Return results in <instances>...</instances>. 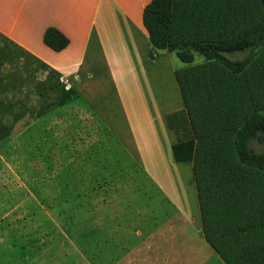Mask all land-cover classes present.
<instances>
[{
    "label": "crops",
    "instance_id": "1",
    "mask_svg": "<svg viewBox=\"0 0 264 264\" xmlns=\"http://www.w3.org/2000/svg\"><path fill=\"white\" fill-rule=\"evenodd\" d=\"M150 1L0 0V115L35 114L56 99L90 129L84 141L106 148L90 156L106 185L90 188L88 230L68 241L83 264H264V201L243 203L246 213L218 204V228L201 230L193 142L173 125L201 71L197 54L186 64L152 49L142 19ZM209 2L180 0L195 14H210ZM48 28L67 46L48 47ZM111 144L123 154L110 156Z\"/></svg>",
    "mask_w": 264,
    "mask_h": 264
},
{
    "label": "rangeland",
    "instance_id": "2",
    "mask_svg": "<svg viewBox=\"0 0 264 264\" xmlns=\"http://www.w3.org/2000/svg\"><path fill=\"white\" fill-rule=\"evenodd\" d=\"M209 1L211 27L214 22V27L220 24L221 34L242 35L255 23L250 15L261 11L259 0ZM240 40L238 48L223 54L232 60L251 56L247 69L233 74L197 55L195 70L201 73L188 86L194 94L193 103L191 97L185 103L201 230L207 237L212 228H218L211 220L218 204L227 208L234 204L235 213H246L243 203L264 201V182L258 174L242 172L237 176L236 170L225 165L231 156L233 124L238 116L251 110L264 114L263 37L247 34ZM34 100L30 102H38ZM54 100V107L39 108L35 114L0 115V264H83L75 258L68 241L74 233L88 230L90 188L96 191L97 185H106L105 179L94 178L100 168L90 156L96 159L106 148L84 141L90 138V129L77 124ZM89 120L87 116L86 122ZM111 145L110 156L123 154V148ZM249 146L264 160V128L256 132ZM75 218L81 220L80 226H75L79 223Z\"/></svg>",
    "mask_w": 264,
    "mask_h": 264
},
{
    "label": "trees",
    "instance_id": "3",
    "mask_svg": "<svg viewBox=\"0 0 264 264\" xmlns=\"http://www.w3.org/2000/svg\"><path fill=\"white\" fill-rule=\"evenodd\" d=\"M196 7L203 9L202 2H196ZM206 3V2H205ZM260 14H251L255 23L241 35L239 32L220 33V24L211 27V14H195L187 5L182 8L180 0H151L143 10V25L148 33L149 42L154 50H168L175 53L183 63L194 62L195 55L202 56L207 61H215L233 74L243 73L252 62V57L240 60H232L224 56L223 52L233 51L247 34L262 35L264 47V0H259ZM210 5V2H209ZM191 10V11H190ZM190 11L192 14H187ZM181 13V14H178ZM183 13V14H182ZM219 17V12L217 13ZM173 17V44L170 42V26ZM222 25V24H221ZM219 31H212L218 29ZM222 31V30H221ZM217 33L215 36H211ZM43 42L52 50L59 51L67 46L68 39L54 28H48L43 34ZM264 49V48H263ZM195 78H193L194 80ZM189 80V78H188ZM200 100L203 93L199 91ZM191 102L194 94L189 93ZM206 95L204 94V97ZM187 99V100H188ZM187 100H185L187 104ZM188 111L173 115V125L178 128H187ZM233 136L231 141V156L226 159V168L237 171V176L242 172H254L259 175L260 182H264V160L255 154L249 146V141L256 132L264 128V114L258 110L242 113L233 124Z\"/></svg>",
    "mask_w": 264,
    "mask_h": 264
}]
</instances>
